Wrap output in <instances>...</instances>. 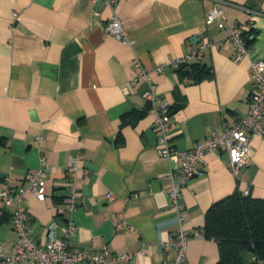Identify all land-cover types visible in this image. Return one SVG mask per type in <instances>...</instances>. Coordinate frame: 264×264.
Returning a JSON list of instances; mask_svg holds the SVG:
<instances>
[{"label":"crops","instance_id":"crops-1","mask_svg":"<svg viewBox=\"0 0 264 264\" xmlns=\"http://www.w3.org/2000/svg\"><path fill=\"white\" fill-rule=\"evenodd\" d=\"M213 3L119 0L110 7L104 0H0V188L8 179L22 186L27 173L43 168L46 197L25 193L35 240L60 237L70 217L76 224L68 238L72 249L126 250L132 253L127 264H169L163 244L177 225L168 175L181 165V151L247 114L254 87L249 61L264 58V0L220 3L227 24L252 17L254 39L240 59L228 31L204 23ZM113 14L128 41L106 34ZM205 38L202 54L191 57ZM195 61L211 67L212 77L193 82L176 73L179 64ZM138 63L170 112V157L158 153ZM70 157L79 158L80 196L64 215ZM197 167L201 174L182 189V227L190 234L183 264H215L219 247L202 235L205 213L235 190L264 198V137L250 135L248 158L235 169L223 150L207 153ZM12 211L0 201L4 253L17 239ZM52 220L57 224L50 233Z\"/></svg>","mask_w":264,"mask_h":264},{"label":"built area","instance_id":"built-area-1","mask_svg":"<svg viewBox=\"0 0 264 264\" xmlns=\"http://www.w3.org/2000/svg\"><path fill=\"white\" fill-rule=\"evenodd\" d=\"M118 1L104 0V3L113 7ZM220 3L222 0H214L213 5L205 13L204 23L206 25L216 24L218 28L226 29L228 31L227 41L231 45L232 53L239 59L246 57L251 47L246 44L245 32L253 27L252 17L242 23L227 24L224 22V10ZM243 8L252 15L260 14L257 10L248 7ZM104 29L107 35L128 41L122 22L115 14L111 16ZM206 44L208 41L205 38L190 56H200L202 48ZM137 65L139 75L143 76L148 84L147 89L142 94L150 100L151 112L155 115L153 129L158 138V153L162 157H170L173 153L169 139L170 112L166 103H158L159 97L149 73L139 63ZM249 72L254 87L250 94L247 114L222 129L211 130L208 135L198 140L192 148L181 151V165L168 175L169 209L176 215L177 225L174 235L170 236L163 244L164 251L169 254V264H183L186 257L190 234L182 227L184 221V215L181 213L184 205L182 189L189 179L201 174L197 164L203 161L207 153L223 150L228 154L230 167L235 169L248 158L250 135L257 134L264 137V58L250 59ZM42 162H44V158ZM80 169L79 158L70 157L66 164L68 195L64 198L61 207V213L64 215H68L77 206V200L80 196L77 178ZM24 181V185L16 186L8 179V183L0 188V201L7 207L13 206L11 223L17 235L11 253H4L0 250V264H16L19 261H35L37 264H127L132 253L126 250L109 255L106 251L101 254H94L85 249H72L68 244V238L76 229V224L70 217L66 218V224L60 237L51 235L45 242L35 240L30 232V216L24 202L27 191L39 200L46 197L43 168L39 167L35 172L27 173ZM243 194H248V192L244 191ZM107 197L112 198V193H107ZM56 224V221L52 220L47 226L50 233ZM195 234L198 235L199 233Z\"/></svg>","mask_w":264,"mask_h":264},{"label":"trees","instance_id":"trees-1","mask_svg":"<svg viewBox=\"0 0 264 264\" xmlns=\"http://www.w3.org/2000/svg\"><path fill=\"white\" fill-rule=\"evenodd\" d=\"M253 39L252 27L245 32L249 47ZM175 71L193 82L213 75L212 68L199 61L179 64ZM202 235L218 244L215 264H264V198L235 190L214 202L205 213Z\"/></svg>","mask_w":264,"mask_h":264}]
</instances>
